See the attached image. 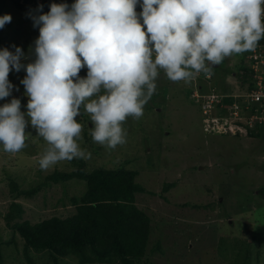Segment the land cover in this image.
I'll list each match as a JSON object with an SVG mask.
<instances>
[{"label":"rangeland","instance_id":"obj_1","mask_svg":"<svg viewBox=\"0 0 264 264\" xmlns=\"http://www.w3.org/2000/svg\"><path fill=\"white\" fill-rule=\"evenodd\" d=\"M5 6L1 16L11 15L12 20L0 29V50L14 52L15 47H21L26 65L35 59L39 29L11 0ZM141 11L137 6V12ZM240 64L248 66L246 52L215 66L212 80L203 82L204 88L232 92L235 82L239 84L235 71ZM80 75L85 77L87 68ZM25 76L23 69L10 72L9 80L19 90L14 88L12 96L0 100V106L15 97L21 100V110L27 112L28 97L20 83ZM156 84L143 116L138 120L129 117L123 125L127 142L114 150L93 141L90 117L81 110L77 118L83 126L80 144L91 152L90 160L62 161L41 170L39 160L47 144L30 124L26 129L31 133L26 140L28 147L10 154L0 145L3 264H30L23 254L22 237L6 222L13 202L23 209L17 222L37 224L52 217L75 215L72 199L86 191L84 181L73 179L50 183L32 197L16 199L11 184L28 191L55 172L71 173L79 168L86 173L97 169L138 173L135 181L145 192L136 194V206L150 219V236L145 257L136 264H264V130L247 138L208 136L201 107L191 97L196 82H172L161 71ZM31 254L33 264H54L48 252ZM59 264L80 263L71 256L61 258Z\"/></svg>","mask_w":264,"mask_h":264},{"label":"clouds","instance_id":"obj_2","mask_svg":"<svg viewBox=\"0 0 264 264\" xmlns=\"http://www.w3.org/2000/svg\"><path fill=\"white\" fill-rule=\"evenodd\" d=\"M55 2L43 13L33 0L43 14L32 17L39 28L32 62L22 63L21 47L0 50V100L19 90L9 74L22 69L28 97L26 113L19 98L0 106V145L10 154L28 147L30 124L47 144L43 171L91 159L80 144L81 110L90 117L93 141L114 150L127 142L128 118L143 116L161 71L185 84L201 73L210 78L226 58L254 52L264 39V0ZM11 20L0 16V29ZM197 82L204 88L206 81Z\"/></svg>","mask_w":264,"mask_h":264},{"label":"trees","instance_id":"obj_3","mask_svg":"<svg viewBox=\"0 0 264 264\" xmlns=\"http://www.w3.org/2000/svg\"><path fill=\"white\" fill-rule=\"evenodd\" d=\"M11 1L31 19L39 13L34 11L33 0ZM6 2L0 0V16ZM52 3L56 2L50 1L43 8V13L50 11ZM238 68L235 71L238 85L246 88L250 68L243 64ZM137 176L136 171L124 169H97L86 173L79 168L71 173L55 172L37 188L28 191L20 190L13 182L12 193L16 199L32 197L50 183L73 179L86 183L85 193L72 199L76 214L71 217H52L37 224L17 222L16 219H22L23 209L20 204L12 203L6 222L22 237L25 259L33 264L31 253L34 251L48 252L54 264H59L61 258L71 256H76L80 264H136V261L142 260L150 236V219L136 206V194L145 192L136 183ZM12 222L15 224L12 225ZM0 264H3L1 254Z\"/></svg>","mask_w":264,"mask_h":264},{"label":"built area","instance_id":"obj_4","mask_svg":"<svg viewBox=\"0 0 264 264\" xmlns=\"http://www.w3.org/2000/svg\"><path fill=\"white\" fill-rule=\"evenodd\" d=\"M52 0H34L38 6ZM54 1V0H53ZM71 5L75 0H55ZM246 63L250 68L247 87L235 82L232 92L223 93L216 87L203 88L197 81L208 82L212 76L199 74L193 81L192 100L200 105L204 132L208 136L230 135L247 138L264 130V39L254 52H246ZM206 93H204V91Z\"/></svg>","mask_w":264,"mask_h":264}]
</instances>
